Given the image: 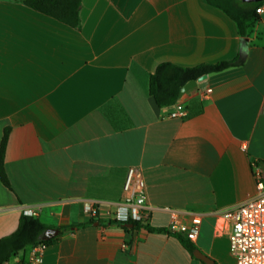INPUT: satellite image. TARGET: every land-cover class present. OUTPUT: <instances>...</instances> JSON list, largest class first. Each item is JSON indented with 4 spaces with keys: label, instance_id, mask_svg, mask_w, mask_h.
I'll use <instances>...</instances> for the list:
<instances>
[{
    "label": "crops",
    "instance_id": "obj_1",
    "mask_svg": "<svg viewBox=\"0 0 264 264\" xmlns=\"http://www.w3.org/2000/svg\"><path fill=\"white\" fill-rule=\"evenodd\" d=\"M80 20L75 29L0 0V145L8 130L11 183L0 181V239L35 210L60 230L43 264H207L195 250L236 264L220 213L256 194L255 166L264 173V12L246 37L206 0H82ZM236 59L179 98L183 119L151 95L162 63ZM130 167L143 173L149 229L110 220ZM88 202L97 219L84 213ZM166 209L202 217L192 252L167 232Z\"/></svg>",
    "mask_w": 264,
    "mask_h": 264
},
{
    "label": "built area",
    "instance_id": "obj_2",
    "mask_svg": "<svg viewBox=\"0 0 264 264\" xmlns=\"http://www.w3.org/2000/svg\"><path fill=\"white\" fill-rule=\"evenodd\" d=\"M264 7L257 9L262 14ZM212 93L208 88L203 96ZM188 110L181 99L177 100L170 111L171 118L183 119ZM256 194L237 205L220 213V230L229 236L231 251L236 264H264V173L255 166ZM152 209L147 205L146 184L141 169L130 167L127 170L123 186L122 200L116 204L110 220L117 224L137 223L139 227L148 229L151 223ZM83 211L92 219L99 217V206L93 202L84 204ZM170 213L168 231L171 234H182L190 242H196L202 224V217L185 211L166 209ZM29 216H38L37 211L29 210ZM47 245L37 243L30 246V255L25 264H43Z\"/></svg>",
    "mask_w": 264,
    "mask_h": 264
},
{
    "label": "trees",
    "instance_id": "obj_3",
    "mask_svg": "<svg viewBox=\"0 0 264 264\" xmlns=\"http://www.w3.org/2000/svg\"><path fill=\"white\" fill-rule=\"evenodd\" d=\"M29 8L56 19L72 28L79 29L81 25L80 8L82 0H21ZM206 2L222 9L237 24L239 34L246 37L250 23L257 18V9L263 2L245 3L243 0H206ZM242 59L223 61L216 64H202L196 67H181L172 63H162L157 66L150 79V92L156 104L160 107L172 106L180 98V88L191 80H197L203 75H213L242 65ZM8 130H5L0 145V181L8 188L11 183L5 170L4 154L7 144ZM133 224L139 227L137 223ZM149 229V228H148ZM49 227L38 218L22 214L14 233L0 239V264H6L12 256L27 247L37 243L49 246L58 241V237L44 240ZM168 233H170L167 230ZM188 250L194 247L182 234H175Z\"/></svg>",
    "mask_w": 264,
    "mask_h": 264
},
{
    "label": "water",
    "instance_id": "obj_4",
    "mask_svg": "<svg viewBox=\"0 0 264 264\" xmlns=\"http://www.w3.org/2000/svg\"><path fill=\"white\" fill-rule=\"evenodd\" d=\"M264 0H243V2L245 3H259V2H263ZM246 44L243 43V45ZM208 77V75H203L201 77H199L197 80H191L189 81L187 84H185L184 86H182L180 88V97L183 96L184 94L188 93L189 91H191L192 89H195L198 86V83L202 82L203 80H205ZM128 227H133V224H128ZM60 234V230L58 229H49L45 236H44V240L47 239H51L54 238L56 236H58ZM194 256L200 260H202L203 262L207 263V264H212L213 261L208 258L206 255H204L200 250H195L194 251Z\"/></svg>",
    "mask_w": 264,
    "mask_h": 264
}]
</instances>
